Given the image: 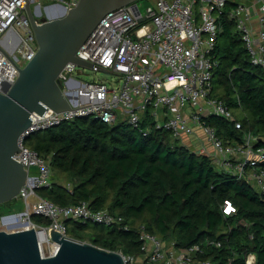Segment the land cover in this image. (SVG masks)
<instances>
[{"label":"built area","instance_id":"2783aa9c","mask_svg":"<svg viewBox=\"0 0 264 264\" xmlns=\"http://www.w3.org/2000/svg\"><path fill=\"white\" fill-rule=\"evenodd\" d=\"M78 1L0 0V91L6 83L16 81L19 69L33 59L39 48L26 5L40 17L49 6L58 4L67 12ZM147 1L142 4L136 0L102 17L76 52L92 66L69 61L58 75L63 92L70 95L71 108L33 113L31 125L19 137L22 151H17L14 158L23 161L29 175L18 195L24 200L23 215L29 220L21 228L36 229L43 257L54 255L59 247L48 229L52 227L67 234L65 221L69 218L105 226L122 221L108 209H92L86 200L60 205L36 192L51 185L52 172L49 161L30 148L26 139L34 132L78 117H91L108 124L123 120L139 128L143 135H148L152 128L169 130L176 140L190 139L192 146L188 147L211 157L218 168L251 180L254 187L264 192V146H256V137L250 134L241 142H225L204 120L209 115L234 119L225 101L212 94L220 16L226 11L235 21L251 62L264 70V0L239 1L228 10L229 0ZM99 70L115 76L111 80L84 78L88 71ZM144 121H148L146 125ZM235 124L241 127L239 121ZM195 141L199 143L197 149ZM31 196L34 200L29 199ZM222 210L230 214L236 208L226 199ZM32 214L42 215L49 224L33 222ZM15 217V213L1 215L0 230L19 229L11 228ZM123 228L128 229V225ZM139 238L140 258L118 250L127 264H209L208 260L200 261L198 254L204 247H219L222 243L207 238L204 243L179 247L175 241L167 243L144 226ZM250 255L255 258L254 254Z\"/></svg>","mask_w":264,"mask_h":264},{"label":"trees","instance_id":"16d2710c","mask_svg":"<svg viewBox=\"0 0 264 264\" xmlns=\"http://www.w3.org/2000/svg\"><path fill=\"white\" fill-rule=\"evenodd\" d=\"M235 3L229 0L226 10ZM219 24L212 94L225 101L234 119L209 115L204 120L225 142H241L250 134L256 146H264V70L251 62L226 11ZM26 144L51 167V185L38 188L39 196L60 205L86 200L92 209H108L122 218L112 226L69 218V236L140 258L144 226L179 247L221 240V246L204 247L198 254L209 264H247L250 254L255 255L250 264H264V192L251 180L218 168L208 155L178 143L169 130L152 128L143 135L123 120L108 124L78 117L32 133ZM226 199L235 212H223ZM17 200L0 203V215L13 211ZM31 220L49 224L39 214Z\"/></svg>","mask_w":264,"mask_h":264},{"label":"water","instance_id":"95a60500","mask_svg":"<svg viewBox=\"0 0 264 264\" xmlns=\"http://www.w3.org/2000/svg\"><path fill=\"white\" fill-rule=\"evenodd\" d=\"M135 1L79 0L59 16L40 17L26 5L39 48L19 69L16 81L0 91V203L18 197L29 179L23 161L14 154L22 151L19 137L31 125V115L71 108L70 95H65L58 78L61 70L69 61L92 66L76 55L77 50L106 13ZM48 232L59 247L54 255L43 257L35 228L1 229L0 264H127L118 250L75 239L52 227Z\"/></svg>","mask_w":264,"mask_h":264},{"label":"rangeland","instance_id":"374dc122","mask_svg":"<svg viewBox=\"0 0 264 264\" xmlns=\"http://www.w3.org/2000/svg\"><path fill=\"white\" fill-rule=\"evenodd\" d=\"M140 3H144V4H147L148 3V1L147 0H138ZM232 1H234V2H239V1H241V0H232ZM244 1V0H243ZM32 8H33V5H32ZM49 8V7H48ZM46 14V12L45 11H43L42 12V15H45ZM89 72V75L88 76H85L84 78L85 79H87V80H89V79H93V78H108V79H112L115 75L113 74V73H111V72H109V71H105V70H99V71H88ZM113 84H116V82L115 81H113L112 82ZM234 112H236V113H238L239 112V110L238 109H234ZM91 118V117H90ZM177 142L178 143H184L185 142V145H187V146H192V141L190 140V139H187V138H185L184 140L182 139V140H177ZM194 144V143H193ZM199 146V143L197 142V141H195V146H194V148L195 149H197V147ZM31 171L33 172L34 171V168H32L31 169ZM16 198H18V200L16 201V206L13 208V211H5L4 212V214H6V213H15L16 214V217L15 218H13L14 220H13V223H15L16 221H20V219H23V218H25V215H23V212H24V209H25V204H24V200L22 199V198H20V197H16ZM30 200H34V197L33 196H31L30 198H29ZM2 215H3V213H2ZM1 216V215H0ZM17 223V222H16ZM19 223V222H18ZM18 223L16 224V226L17 227H13V228H18L19 227V225H18ZM15 225V224H14ZM12 226V225H11ZM248 258V260L249 261H255V258H254V256L253 255H249V256H247ZM251 258H252V260H251Z\"/></svg>","mask_w":264,"mask_h":264},{"label":"bare ground","instance_id":"6f19581e","mask_svg":"<svg viewBox=\"0 0 264 264\" xmlns=\"http://www.w3.org/2000/svg\"><path fill=\"white\" fill-rule=\"evenodd\" d=\"M64 7H62L61 5H58V4H55V5H52V6H49V8H47L46 9V11H47V13L49 14V16H56V15H61V13H64ZM17 223H18V225H19V227H22V226H26V225H28V223H27V221H26V219L25 218H23V219H20V221H16ZM14 223L13 224V226H11V228H13V227H17L16 226V224L17 223ZM251 260H252V258H251Z\"/></svg>","mask_w":264,"mask_h":264},{"label":"crops","instance_id":"0c3cea01","mask_svg":"<svg viewBox=\"0 0 264 264\" xmlns=\"http://www.w3.org/2000/svg\"><path fill=\"white\" fill-rule=\"evenodd\" d=\"M241 1H243V0H241ZM250 1H251V0H244L243 2H250ZM197 132L200 133L199 130H197Z\"/></svg>","mask_w":264,"mask_h":264}]
</instances>
